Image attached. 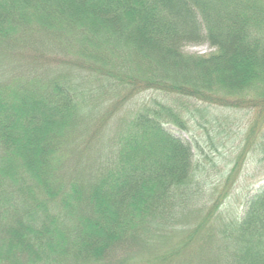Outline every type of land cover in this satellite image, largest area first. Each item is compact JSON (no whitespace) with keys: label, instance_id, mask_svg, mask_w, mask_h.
<instances>
[{"label":"trees","instance_id":"obj_1","mask_svg":"<svg viewBox=\"0 0 264 264\" xmlns=\"http://www.w3.org/2000/svg\"><path fill=\"white\" fill-rule=\"evenodd\" d=\"M197 104L264 112V0H0V264H264L259 116L226 171Z\"/></svg>","mask_w":264,"mask_h":264},{"label":"rangeland","instance_id":"obj_2","mask_svg":"<svg viewBox=\"0 0 264 264\" xmlns=\"http://www.w3.org/2000/svg\"><path fill=\"white\" fill-rule=\"evenodd\" d=\"M223 9L225 10V8ZM185 50L190 53L208 54L213 51V48L208 44H191L185 47ZM150 95L157 96L162 101H177V96L175 95L165 96L161 91L150 90L138 95V98H134V102L137 103L139 99L144 100ZM133 104L130 102L126 106V109L129 106H133ZM192 111L195 116L189 120V131H181L174 125H170L168 128L186 141L200 144L204 152L213 158L211 165L216 163L217 167H222L226 171L235 164L236 156L241 154L242 149H244L246 135L252 119L256 118V115L260 119L259 133L264 131V112L260 115L261 112L258 108L244 107L231 109L214 105L197 104L192 107ZM115 133L116 130H114V135ZM256 146L255 142L246 150L244 155H241L242 157L239 159L240 175L232 189V196L227 200L223 206L224 208L228 204H232L231 210L233 208L236 209L264 187V177H262L264 176V154L261 153L257 157L259 151L256 149ZM194 151L198 158L200 155L196 147ZM231 160H234L233 163L230 162ZM212 170V175H215L214 173H217V169L212 168Z\"/></svg>","mask_w":264,"mask_h":264}]
</instances>
